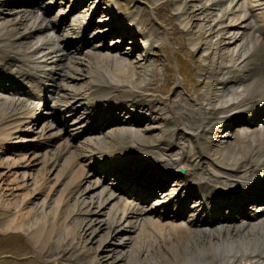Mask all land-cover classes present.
<instances>
[{"label": "bare ground", "instance_id": "obj_1", "mask_svg": "<svg viewBox=\"0 0 264 264\" xmlns=\"http://www.w3.org/2000/svg\"><path fill=\"white\" fill-rule=\"evenodd\" d=\"M191 1L196 2V0H181L180 4L183 6L179 15L180 18L186 17L190 26L193 25L192 21H199L198 16L195 15L196 13H200L203 16L202 19L200 18L201 21L208 24L210 15H212L210 10L212 8L214 10L217 7V3L220 2L208 0V4L211 2L209 5L200 4L198 8L190 5L191 8L188 10V5L185 2L190 3ZM165 2L163 0L162 3ZM197 2L199 1L197 0ZM101 3L103 4V0H101ZM3 5L6 6L5 1L4 3L0 2L1 8H3ZM45 5H47V2ZM157 8V6L154 7L155 11ZM108 9V7L107 9L104 8L105 12H109ZM247 9L251 10V8ZM24 10L28 11L27 9ZM25 11L18 14L12 12L14 13V18L11 17L12 19L5 21L4 24L0 23L1 73L5 72L2 67L6 63L11 62L13 57L15 60H21L22 58L23 62H25L23 58H27L26 60L39 61L40 63H43L45 59H49V55L46 52L49 40L43 38L38 44L32 46L30 40L34 36H32V32L46 29L47 25L40 24L36 15L24 13ZM126 14L128 16H134L135 14V22L133 24L136 25L138 32L147 35L149 41H153L156 34L162 33L161 30H157L158 32L155 33L154 27L152 28L149 24H145L146 22L142 24L140 15H145V12L141 13L139 10L134 12L132 7L126 9ZM242 15L244 20L241 19L242 22L236 25L240 35L237 38L235 35L229 40L227 39L231 44L227 43V41L223 44L224 46L230 45L233 48L230 53L213 57V60L209 62L210 65L202 67L199 71L200 77L209 81L212 80L210 82L217 89H223L229 87L232 83H237L241 98L229 103L230 106H228L226 101L225 105L216 107L215 102L221 97L218 96V92L211 93L206 98V106L197 112L193 110L194 108L187 109L186 107H183V112L176 111L174 113L173 111V119L176 120L178 117L183 116L182 122L174 123L173 121L162 119L164 125L160 126V134L153 136V138H149L148 133L157 126L153 124L159 121V116L156 117L155 115L152 117L154 122H147L142 128L120 124L113 128L110 127L104 131H99L96 136H89L83 140L80 145H77V151L72 152L65 142H54L57 137L61 136L60 132L54 131L50 125L43 124L44 126L39 127V123H33L36 121L35 111H38L40 92L34 96L31 91H26L25 94L20 96L21 100L0 97V136L11 135L15 133L14 130L23 122L27 123L30 121L29 128L31 134H34L33 140L47 143L53 138L55 147L54 151L49 154L41 155V152H30L31 154H25L21 159H18L20 163L19 161H12L11 165L5 166L7 173L14 166L33 169L36 168L34 166L38 165L43 168V171L37 170L42 182L39 185H35L34 189L28 193L17 194L21 199L19 201V198L16 197L19 202L15 201L13 207L10 206L11 204H3L5 201L3 200L4 196L5 198L11 196L14 193L12 192L13 190L6 187L0 189V228L2 232L6 233L15 229L17 231L23 230L35 250L34 254L37 255L36 264L41 263L39 259H43L47 263L48 261H56L57 264H264V206L254 205L264 196V189L248 194L250 196L247 200L251 205V210H248V213L250 215L263 213L255 221L192 228L186 224L179 223H154L151 221L153 219H148L149 214L144 215V212L137 210L134 205L124 206L118 204L116 200L114 201L112 195L105 196L108 193L106 190L88 195L89 191L97 189L99 186L96 183L89 182V178L86 177L84 172L75 171V169H73L74 171L71 170L74 160H76L75 158H81V160H86L87 157L94 160H115L119 163L117 166L107 161L112 169L108 168L104 171L102 166L99 168L102 174L109 172L105 176L117 181L116 187L119 190L130 195L137 194L135 195L136 198L139 196L148 197L154 192V189L159 190L165 187L166 182L159 185L157 179L153 183L155 188L150 187V189H147L146 187L147 183L153 178L162 179L161 174H157L154 167H147L141 162H131L130 159L128 160L130 162H128L126 159H120V154L137 152L139 157H143L142 154H154L162 143L164 148L168 149L173 145V137H168L167 133L174 135L173 132L181 126L180 132L189 134L196 151L186 158L181 156L182 158L180 157L181 159H179L177 165L184 168L185 175L189 174L190 176L201 178L199 181L194 182L197 190L196 194L204 202V204L200 203L205 209L212 210L211 207L208 208L207 206L214 204L218 198L217 191L213 190L215 186H226V182L233 181L232 178L237 177L238 174L261 173L255 177L264 175V159H258L261 154H264V127L259 137L255 138V140L250 134L244 135L242 138L233 137L235 143L238 144L236 147L225 144L219 145L212 152L211 150H204L196 144L199 140L202 144L207 145L212 139V144L214 145L217 139L220 138L217 130L221 128L226 116H221V122H217L215 118L217 111L223 112L225 109L242 105L244 109L236 112V114H244L246 116L258 114L261 109H264V35L262 32L264 19L260 20L254 17L253 23L249 24L247 23L248 19L244 17V13ZM0 16H2V13H0ZM117 17L112 15L107 19L110 24L107 31L117 33L115 32L117 30L124 36L129 37L128 42L130 44H128L129 47L126 49L131 54L137 50L135 45L138 42L134 39L135 33L130 29L132 27L129 23ZM25 21H28V23H25ZM234 22L233 20L224 30L216 32V37L222 35L220 38L218 37L219 40H217L216 45H222L221 43L225 40L223 39L226 34L225 29L232 27L231 24ZM19 27H21L20 30ZM210 27L207 25L206 32L202 31L204 27H198L199 31L204 34L202 32L199 33L198 43H192V46L197 47L195 51L198 52L200 50V45L205 47V50L213 46L208 44L209 40L207 44L205 41H201L203 35L207 34L210 37L211 33H213L214 29ZM71 30L73 31L74 27H71ZM128 31L130 32L129 34ZM134 31H136L135 28ZM117 39L123 40L122 35ZM111 41L114 44L117 42L121 43V41ZM149 48L153 47L150 46ZM114 49L115 52L90 49L86 50L81 57H75L74 55L66 57L67 62L64 68L56 74L59 82L54 84L51 89L54 98V104L51 108L52 113L58 115L67 113L65 115H68L70 114L69 112L73 111L70 108L71 103L80 101L88 112L85 120L89 121V126H93L100 122L104 115L103 111L109 112L110 110H123V108H126L131 109V113L140 112L143 109L153 112L148 104L142 106L141 104H144L143 101L136 102L134 100L139 94L134 91L146 89L150 86L151 78L154 76L153 70H148L146 66L143 69V65L148 61V55H139V62L128 63L125 58L128 54H123L117 48ZM221 49L222 51L224 50L223 48ZM17 50L22 51L17 52ZM152 63L153 61H151V65ZM14 73L20 74L17 70H11V73H7V81L0 79V85L5 86L7 84V87L14 88L16 86L15 83H17L16 81L13 82L12 79H17ZM145 76L150 78L146 82L147 86L142 85L140 87L138 85L139 87H136V82L141 84L139 82H143V77ZM43 79L45 78H34L37 82H40V80L45 81ZM177 105L178 100L174 99L169 103L168 111L172 112ZM222 135L221 141L223 142L226 139V134L222 133ZM3 139H0L1 151L2 149L6 150ZM202 159H211L219 172H214L212 169L210 171L203 170L201 165H199ZM259 161L261 162L259 163ZM123 166L124 170L120 171ZM160 170L164 174H169L175 169L160 168ZM184 177L187 178V176ZM188 180L190 179H184L183 177L182 179L174 180L170 186L175 188L166 194V199L169 198L176 188L177 191H182V189L188 191L191 189L193 183ZM47 181L50 183L48 185L50 197H56L55 206L49 213L46 212L49 207L48 203L44 200L47 197L45 196L43 200L37 198L42 191V187H46L48 184ZM0 182H2V178H0ZM140 197L138 199H141ZM173 198L174 196L169 202H172ZM37 199L39 201L32 202ZM163 200L164 198H160V201ZM29 203L32 204V208L27 210ZM38 206L39 208H37ZM168 206L175 208L172 204ZM218 210L222 211L220 208ZM223 211V213L229 215L231 207L224 206ZM176 212L175 209H170L169 213L173 215ZM213 212L216 213L215 211ZM225 214H221V217H226L224 216ZM98 215H108L109 218L104 221V219L98 218ZM217 216L220 217L219 215ZM93 217L96 218L92 219ZM121 233H127L128 235L121 237L119 236ZM165 234L169 239L160 237ZM93 245H95V248H92ZM129 254L131 256L127 258Z\"/></svg>", "mask_w": 264, "mask_h": 264}, {"label": "rangeland", "instance_id": "obj_2", "mask_svg": "<svg viewBox=\"0 0 264 264\" xmlns=\"http://www.w3.org/2000/svg\"><path fill=\"white\" fill-rule=\"evenodd\" d=\"M4 1H5V3L9 2V1H13V3H12L13 6L16 5V3H18V2H20V3L24 2V0H20V1L19 0H17V1L16 0H0V2H3V3H4ZM85 1H84L85 5H83L82 8L87 9L88 6H90L92 4L93 0H85ZM165 1H166L165 3H162L163 0H105L106 5L109 2L107 5L109 8H112L113 10L116 8L114 10V12L117 15L126 14L125 9L126 8H132V7L134 8V12L137 10L141 11V13L145 12V15H140V17L142 19V24L146 22L145 24H149L152 28L154 27L153 29L155 30V33H157L160 30L162 31L161 34L155 35L154 40L151 42L152 43L151 47H153V48H151V49L149 48L148 52H146L147 50H142L141 53H137L139 51H136L134 53L129 54V50L126 49L129 47L128 44H123L119 47H116L118 49V51H121L122 53L128 54L125 57L128 63H132V62L137 63V62H139L138 61L139 55H145V54L148 55V61L143 65V69L146 66L148 70H150V71L153 70V72H154L153 77L154 78L153 77L151 78V83L149 84L150 86H148L146 89H143V90L137 89L134 92L136 94L139 93V95H141V97H148V98H145L146 103H148L150 105L152 103L153 105H151V106L157 112V115H155V116L156 117L159 116L158 117L159 121H157V123L153 124V125H157V126L155 128H153L148 133L149 138H151V137L153 138V136H158L160 134V126L164 125V121H163L164 119L170 120L171 122L173 121L174 123L182 122L183 116H180L176 120H174L172 115H174V113L176 111L183 112V110H184L183 107H186L187 109H193L194 108L193 110L196 112L199 111L202 107H205L206 106V102H205L206 98L211 93H217L218 92L217 93L218 96L221 97L218 99L217 102H215L216 107H220L221 105L222 106L225 105L226 101L228 102L227 103L228 106H230L229 103H231L232 101L234 102V101L241 98L240 89L238 88L236 83H232V84H230L231 86L229 85V87L225 88L229 92L225 89H217L214 86V84L210 82L211 80L209 81V80L204 79L203 77H200L199 71L202 67H206V65L207 66L210 65L209 62L211 60H213V57H216L217 55L229 54L230 51L233 49L230 45L224 46L223 44H224V42L226 43L227 39L229 40L231 37H234L236 35L235 29L232 27H228V29H225L226 34L223 38L225 40H223V42L221 43L223 46L222 45L221 46L216 45L217 40H219V38L222 36V35H218L219 38L216 37L217 36L216 32L224 30V28L226 26H228L230 24V22L232 23L233 20L236 21L239 18H242L243 13H244V15H246V7L251 8V10H252V8L253 9L254 8L260 9L261 8L260 10L264 11V0H242L241 2L237 3V8H234V6L236 5L235 4L236 1H238V0H222V1L216 0V1H220V2L217 3V7L214 8V10H213V8L210 10L211 14H212V15H210V19L213 20L212 23H211L210 19H209L208 24L205 22H202L201 19L203 18V16H201L200 13L199 14L196 13L195 15L198 16L199 21H197V20L192 21L193 25L190 26V23H188L189 20L186 19V17L180 18V16H179L180 12H181V8L183 6L182 4H180L181 0L180 1L179 0H177V1L176 0H165ZM198 1L199 2H197V0H196V2H194V1H191L190 3L185 2L188 5V8H189L188 10H190V8H191L190 5H194L195 7L198 8L200 6V4L209 5L211 3V2H209V4H208V0H198ZM209 1H211V0H209ZM8 5H9V3H6V6L3 5L4 10H3V8L0 7V9H2V10H0V13H2V16H0V23L1 24H4L5 21H9L12 18H14V13H12V12H17V10L19 11V9H17L15 11L14 8H12V5H9V6ZM155 6L158 7L156 11L154 9ZM239 8H241V9L239 10ZM221 10H223V11H221ZM83 11L84 10H82V12ZM224 12H225V14H224ZM12 14H13V16H12ZM135 14H134V16H128L129 17L128 20L132 24L135 22ZM187 14L190 15L189 12H187ZM259 16H262V13H260ZM97 18H98V15L95 16L93 19H97ZM143 18H144V20H143ZM230 20H232V21H230ZM239 21L234 22L235 23L234 26L236 24L240 23ZM25 23H28V21H25ZM247 23H250V21L248 20ZM207 25L211 26L210 28L214 29L213 33H211L210 37H208L207 34L203 35V38L201 41H205V43L207 44V42L209 40L208 44L213 45V46L212 47L210 46L211 48L209 47V49L205 50V47L200 45V50H198V52H197V51H195L197 47L195 48L194 46H192V43L193 42L198 43V40H197L198 34L201 33L202 31L206 32L207 31V29H206ZM134 27L137 29V27L135 25H134ZM198 27H201V28L204 27V28H202V31L200 32ZM20 29H21V27H19V30ZM202 34H204V33L202 32ZM227 35H229V36H227ZM146 37H147V35H146ZM143 41L147 45L146 40L144 39ZM227 43H230V41H227ZM26 47H27V45H26ZM221 48L224 49L223 50L224 52L222 51ZM139 50H140V48H139ZM18 51H22V50H17V52ZM205 52H207V53H205ZM213 52H214L215 56L213 55ZM19 55H21V54H19ZM151 61H153L152 65H151ZM143 79H144L143 82L142 81L139 82L141 84H138V82H136L137 83L136 87H139V86L142 87V85L147 86L146 82L150 80L149 76H145V77H143ZM144 83H146V84H144ZM224 91H226V92H224ZM227 93H228V95H227ZM141 97H139V98L142 99ZM174 99L178 100V105L176 107H174L172 112H170V111H168L167 107H168L169 103L171 101H173ZM228 110H229V108L225 109L223 112H225V114H226ZM173 111H174V113H173ZM223 112L217 111V114L219 115L220 113L222 114ZM217 114H216V116H217ZM23 123H22L23 125L22 124L19 125L17 127V129L14 130L15 133H12L11 137L9 134H5V135H3V137L0 136V139L4 138L3 139L4 143H6V145H5L6 150H4L3 152L0 151V178H2V182H0V189L1 188L4 189L6 187L7 189L13 190L12 192H14V193L11 196H8L6 198L4 196V198H3V200H5L3 202V204H5V205L11 204L10 205L11 207H13V204L15 203V201H17V202L20 201V199H21L19 196L20 193H22V192L28 193L32 189H34L35 185H39L42 182L41 181L42 179H40L41 176L38 175V171L39 170L43 171V168L41 166H38V165L34 166L36 168H33V169L32 168L26 169L22 166H14V167L10 166L11 170L9 171V173H7L5 166L11 165L12 161H19V163H20V160H18V159H21V157L25 154L29 155L31 153H40V152H41L40 153L41 155L42 154H49V153L54 151L53 149H55L54 143L52 140L53 138L51 140H49L47 143L36 142L35 140H33L34 134H31V131L29 128L30 127L29 122H27V123L23 122ZM49 123L50 122L48 119H42L41 122L39 123L40 124L39 127L40 126L42 127V126L49 124ZM180 128H182V127L180 126L179 128H177L174 131L177 133V135H176L175 140L173 139V143L177 145V149L176 148L175 149L169 148L168 152H163V151H157V149H158L157 148L156 149L157 152L155 151L156 152L155 154L149 155L147 157V159H150V161L153 163L165 162L168 164H173L174 163L173 158H175V155L178 153L180 155V152H178V151L183 152V153L181 152L182 156L192 154L193 152H191V148L189 147L191 145L188 143H186L185 145L183 144V143H185V141H184L185 137L189 138L190 140H191V138H190L189 134H187L185 132L183 133L182 131L180 132V130H181ZM174 132H173V134H174ZM235 132L236 131H232V132H230V134H232V136L234 137L233 134H235ZM253 133H254L253 136L255 134L257 135V132L255 133L254 130H253ZM181 136H182V138L180 139ZM233 137L228 141L227 146L228 145H231L232 147L238 146V144L235 143V141L233 140ZM64 138H65L64 136H60L56 140H54V142L55 143H57L58 141L64 142L65 141ZM179 139H180V142H182V143L176 142V140L178 141ZM2 143H3V141H2ZM190 143L193 144L192 141ZM10 147H11V150H10ZM159 147H160V145H159ZM68 148H69V150H73L72 152H75L74 149H72V148H75L74 146L71 148L70 145L68 144ZM47 150L50 152H48ZM159 155H161V156H159ZM156 157H158L157 158L158 160L156 159ZM176 159H179V158L176 157ZM62 163H63V160H62ZM73 169H75V171H82V172L84 171L86 173L85 169L83 168V161L80 159H77L76 163L74 160V165H73L71 170L74 171ZM22 174H24V175L22 176ZM21 176H22V178H21ZM23 182H24V184H23ZM89 182L96 183L99 187L97 189H93L92 191H89L88 195H90L92 193L97 194V192H100L102 190L107 191V188L105 186H103V183H99L94 178H92V177L89 178ZM47 183H46L47 184L46 187H48V185H50V183L48 181H47ZM18 186H20V187H18ZM46 187L45 186L42 187V191H41L39 197H37V198H39V200H43L45 196L47 197V199H44V200H46L45 202L48 203L49 207L46 209V212L49 213L50 210H52L53 207L55 206V202H56L55 198L56 197H50V194L48 193L49 187L48 188H46ZM29 188H31V189H29ZM109 191H107V192H109ZM17 194H19V195H17ZM86 195H87V193H86ZM108 195H110V194L107 193L105 196H108ZM16 197L19 198L18 199L19 201L16 200L17 199ZM112 199H114V198H112ZM39 200L37 199V200H34L32 202L35 203L36 201H39ZM115 200L116 199H114V201ZM116 201L118 202V204L123 203L121 198H118ZM31 203H29L27 205V210L32 208ZM122 205H124V204H122ZM37 208H39V206ZM23 211H25V210H23ZM97 217L100 219H104V221H106V219L109 218L108 215L107 216L98 215ZM94 218H96V217H93L92 219H94ZM149 220H151V219H149ZM155 220L158 223H160L156 218H154V220H151V221L154 223H157ZM9 231H7L8 233L7 232L3 233L1 228H0V264H36V260L38 259L37 255L34 254L35 250H34V248H32L33 246L30 244V241L28 240V238L24 234L23 230L17 231L15 229V230H9ZM154 233H155V231H154ZM126 235H128V234L127 233H121L119 236L126 237ZM160 237H165V239L168 238V236L166 234L161 235ZM95 245H93L92 248H95ZM130 256H131V254L127 255V258H130ZM39 261L41 262L40 264H57L56 261L55 262L48 261V263L43 259H39Z\"/></svg>", "mask_w": 264, "mask_h": 264}]
</instances>
